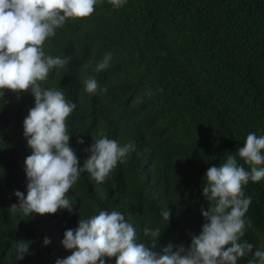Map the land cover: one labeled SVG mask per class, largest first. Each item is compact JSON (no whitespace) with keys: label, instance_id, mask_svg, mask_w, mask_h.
<instances>
[{"label":"trees","instance_id":"16d2710c","mask_svg":"<svg viewBox=\"0 0 264 264\" xmlns=\"http://www.w3.org/2000/svg\"><path fill=\"white\" fill-rule=\"evenodd\" d=\"M43 47L46 55L71 58L43 86L76 103L66 123L80 165L101 132L136 147L102 184L81 174L66 194L73 212L12 213L19 203L14 191L27 194L24 160L31 149L23 120L34 97L0 94V264H55L71 255L61 245L64 231L103 210L124 214L147 246L146 226L161 229L157 250L190 245L204 221L201 209L209 208L202 195L207 169L235 154L248 133L264 135V0H127L119 9L102 0L90 17L68 20ZM108 52L109 67L94 71ZM88 77L107 91L86 93ZM137 98L142 102L134 103ZM243 191L251 196L246 219L252 225L242 240L264 250V178ZM167 208L169 224L160 215ZM21 240L32 242L34 254L17 259Z\"/></svg>","mask_w":264,"mask_h":264},{"label":"clouds","instance_id":"9594fccd","mask_svg":"<svg viewBox=\"0 0 264 264\" xmlns=\"http://www.w3.org/2000/svg\"><path fill=\"white\" fill-rule=\"evenodd\" d=\"M116 9L127 0H107ZM102 0H0V94L9 90L19 97L30 92L34 107L23 120V136L31 154L24 160L27 194L14 191L18 204L9 208L12 213L29 217L56 214L66 209L73 212L72 201L66 194L87 173L95 184L104 183L118 162L126 163L135 151L134 143L119 145L102 132L98 139L84 149L89 155L83 165L70 146L67 119L76 109V103L55 88H46L49 74L64 68L70 57L46 55L44 43L56 35L68 20L73 22L90 17ZM112 60L108 52L95 65L94 71L106 70ZM87 67V65H85ZM88 94L106 92L96 79L83 80ZM162 91V90H159ZM153 95L151 89L145 93ZM142 100L137 98L134 103ZM83 144V138L77 140ZM237 155L244 165L238 164ZM264 178V135L248 133L243 146L227 156L220 166H211L205 174L202 195L209 202L207 210L201 209L204 221L199 234L191 235V243H169L157 250L156 240L161 237L159 227H145L143 233L151 238V246L139 242L136 228L120 211H100L90 218H80L78 226L66 229L61 245L71 255L57 258L55 264H237L238 260L252 254L249 264H264V250L256 249L245 236L252 221L246 213L252 202L243 188L250 181ZM160 215L169 224L171 211L162 209ZM31 241H17V259L32 255ZM51 243L45 237L43 245Z\"/></svg>","mask_w":264,"mask_h":264}]
</instances>
